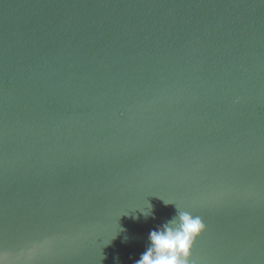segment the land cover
<instances>
[{
	"label": "water",
	"instance_id": "water-1",
	"mask_svg": "<svg viewBox=\"0 0 264 264\" xmlns=\"http://www.w3.org/2000/svg\"><path fill=\"white\" fill-rule=\"evenodd\" d=\"M172 203L264 264V0H0L3 264H135Z\"/></svg>",
	"mask_w": 264,
	"mask_h": 264
},
{
	"label": "clouds",
	"instance_id": "clouds-1",
	"mask_svg": "<svg viewBox=\"0 0 264 264\" xmlns=\"http://www.w3.org/2000/svg\"><path fill=\"white\" fill-rule=\"evenodd\" d=\"M174 205L176 214L149 232L148 246L135 264H195L191 259L192 248L197 237L206 230V224L200 216ZM142 213L145 217L151 215L152 206Z\"/></svg>",
	"mask_w": 264,
	"mask_h": 264
},
{
	"label": "snow or ice",
	"instance_id": "snow-or-ice-1",
	"mask_svg": "<svg viewBox=\"0 0 264 264\" xmlns=\"http://www.w3.org/2000/svg\"><path fill=\"white\" fill-rule=\"evenodd\" d=\"M206 230H207V229H206ZM206 230H205V231H206ZM201 234H202V233H201ZM198 239H199V236L197 237V240H198ZM194 248H195V243H194V245H193L192 252H193ZM30 251H31V250H30ZM0 254H12V253H9L8 250H6V249L3 247V243H0ZM22 255H23V253L20 252V253L18 254V258L20 259Z\"/></svg>",
	"mask_w": 264,
	"mask_h": 264
}]
</instances>
